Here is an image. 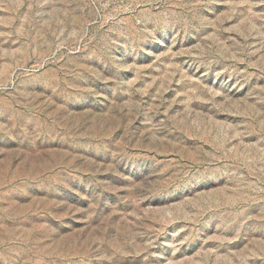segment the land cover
Here are the masks:
<instances>
[{"label": "rangeland", "instance_id": "374dc122", "mask_svg": "<svg viewBox=\"0 0 264 264\" xmlns=\"http://www.w3.org/2000/svg\"><path fill=\"white\" fill-rule=\"evenodd\" d=\"M0 264H264V0H0Z\"/></svg>", "mask_w": 264, "mask_h": 264}]
</instances>
